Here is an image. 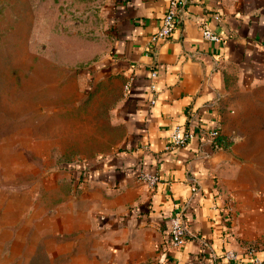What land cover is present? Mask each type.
<instances>
[{
  "label": "crops",
  "instance_id": "1",
  "mask_svg": "<svg viewBox=\"0 0 264 264\" xmlns=\"http://www.w3.org/2000/svg\"><path fill=\"white\" fill-rule=\"evenodd\" d=\"M97 1L108 46L78 72L85 88L100 83L99 130L74 140L100 146L54 163L49 156L71 140L64 124L52 123L44 139L15 137L42 161L34 178L13 184L0 166V264H264V181L239 133L244 95L264 82V0H183L154 55L146 40L167 0ZM174 126L190 136L168 148ZM142 171L156 175L151 187ZM175 203H185L203 245L171 244Z\"/></svg>",
  "mask_w": 264,
  "mask_h": 264
},
{
  "label": "rangeland",
  "instance_id": "2",
  "mask_svg": "<svg viewBox=\"0 0 264 264\" xmlns=\"http://www.w3.org/2000/svg\"><path fill=\"white\" fill-rule=\"evenodd\" d=\"M103 20L97 0H0V166L6 184L34 178L42 161L24 153L29 143L15 137L44 139L52 123L64 124L71 140L49 156L54 163L100 146L74 138L99 130L100 111L92 103L100 83L85 88L78 69L107 48ZM241 114L247 162L259 167L254 176L264 181V82L246 91Z\"/></svg>",
  "mask_w": 264,
  "mask_h": 264
},
{
  "label": "built area",
  "instance_id": "3",
  "mask_svg": "<svg viewBox=\"0 0 264 264\" xmlns=\"http://www.w3.org/2000/svg\"><path fill=\"white\" fill-rule=\"evenodd\" d=\"M183 0H167L166 7L161 16L160 23L155 31H153L146 40L145 48L154 55L156 46L161 40L166 39L172 32L176 19L179 15L180 5ZM201 33L204 37L212 39L215 35L207 28L201 27ZM154 76L155 70L154 68H150L149 70V83H148V91L151 94L149 102H153V93H154ZM191 122L192 117L189 118ZM199 134L202 135V139L207 142H213L216 133L214 131H203L200 129ZM190 136L189 131H182L178 126H174L169 131V143L166 147L174 148L176 146L182 145L187 138ZM156 175L148 172H139L138 179L144 182L147 186L151 187L156 180ZM190 181V190L194 191L197 188V184L195 179L191 178ZM185 203H175L173 210L168 218V230L170 234L171 244L175 245L180 242H183L187 238H195L199 241V244H204L205 242L191 231H189L188 226L185 222L183 210ZM225 258H234L235 253L232 250H227L224 252Z\"/></svg>",
  "mask_w": 264,
  "mask_h": 264
}]
</instances>
